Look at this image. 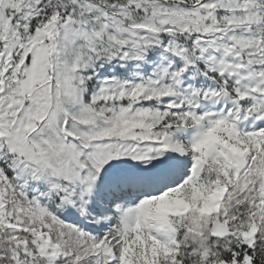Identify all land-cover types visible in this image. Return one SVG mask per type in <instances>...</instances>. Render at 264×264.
<instances>
[{
    "label": "snow or ice",
    "instance_id": "6c2138e0",
    "mask_svg": "<svg viewBox=\"0 0 264 264\" xmlns=\"http://www.w3.org/2000/svg\"><path fill=\"white\" fill-rule=\"evenodd\" d=\"M0 264H264V0H0Z\"/></svg>",
    "mask_w": 264,
    "mask_h": 264
}]
</instances>
